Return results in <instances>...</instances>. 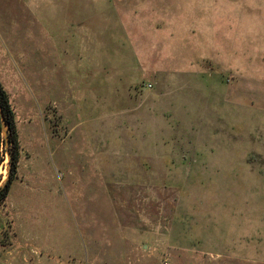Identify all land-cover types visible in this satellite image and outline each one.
<instances>
[{"label":"rangeland","instance_id":"374dc122","mask_svg":"<svg viewBox=\"0 0 264 264\" xmlns=\"http://www.w3.org/2000/svg\"><path fill=\"white\" fill-rule=\"evenodd\" d=\"M20 2L22 20L59 21L33 125L61 185L34 226L43 243L0 206V264H264V0ZM202 69L210 115L198 123L191 100L177 123V71ZM157 70L167 97L143 118ZM202 144L208 156L182 154ZM8 163L1 136L0 187Z\"/></svg>","mask_w":264,"mask_h":264},{"label":"crops","instance_id":"0c3cea01","mask_svg":"<svg viewBox=\"0 0 264 264\" xmlns=\"http://www.w3.org/2000/svg\"><path fill=\"white\" fill-rule=\"evenodd\" d=\"M28 8H30L28 11L32 12L31 5H29ZM21 11L22 6L20 0H18L17 4L15 0H0V70L2 73L0 84L9 96V102L15 114L18 143L20 144L17 172L10 184L7 199L3 206L6 212L12 214L14 220H18V224H20L22 219H26L31 228L30 235L32 239H34L33 241L43 243L40 236L42 230L36 229L34 226L39 217H46L45 209L47 210V208H45L46 201H43L44 198L56 195L55 191L58 190L57 185L59 186L61 183L58 179H54V171L53 174H49L47 171L49 167V158L50 161H52V157L54 159L53 149L48 147L47 141L52 138L48 137L46 134H42L40 140L38 134L34 131L35 128L33 124L37 123V121L39 122L41 119L38 113V108L40 107L37 96L38 84L45 85L47 97L48 92L52 94L53 91V28L59 21L54 20L52 15L49 16V18H45V20L39 21L36 14H33V19L30 17L27 20H22ZM33 11L37 12V6H34ZM39 24L40 27L45 28V37H39L38 35L37 28ZM22 29L29 30L27 34L24 32V35H22ZM110 41L111 43L118 44V36L111 35ZM14 50L20 54L23 61L24 59L27 61L25 66L29 69L28 78L27 76L25 77L27 72L24 74L27 68L21 69L20 64L13 60L12 55ZM59 60L58 66L61 64V68L64 66L67 68L69 66L67 59L64 63V55H62ZM127 62L128 65H125V67L130 68L132 63H130L129 60H127ZM11 69L13 72L10 71ZM38 71H40L39 74L37 73L40 75L39 77H43V73L45 75L44 84H42L41 78L36 81L34 77L31 76L32 73L36 74ZM204 72H206V69L197 71L195 74L177 71V101L173 99V103L168 107V114H170V116L177 115V123H187L185 117L188 111L185 110L187 108H185L184 104L191 103V100L197 103L198 123L203 122L202 116L205 117L206 115H210V104L207 97L204 96L206 94L200 93L204 91L203 86H206V83H204V85L202 84L203 81L199 76ZM12 73L14 74L13 76ZM161 73H163L162 70H157L154 74L159 75ZM163 75L164 74L158 76L159 79L157 78L158 81L156 80L153 82V86L148 84L151 86V89H148L146 92H151L150 95L154 101L150 104H146L148 106L147 108L144 109L145 106L142 108L141 114H144V116H142L143 118L145 116L149 118L150 115L156 117L162 114V107L159 105L163 101H161V99L167 97L162 88V86L166 84H161L163 80H160ZM191 80H193V82H191ZM191 83L194 84L191 85ZM15 84H17V87ZM212 85L214 86V82ZM115 86L116 85H113L111 87L112 91L124 89L123 86H119L117 89ZM146 86L147 85H145V87ZM206 87V91H208L209 88H213L211 85ZM14 90L16 91V95H13ZM164 104L165 102L163 105ZM115 106H118V104ZM26 109H29L28 112ZM157 109L158 111L156 112ZM25 131L27 133L26 139H22L21 137ZM135 134L136 133L129 134V140ZM134 139L136 138L134 137ZM23 140H27V144H24ZM184 145L185 144H182V146ZM202 145L204 146H199L195 149L189 148L190 150L188 153L183 152L182 154H189L190 156H208V150H203V148H207L206 144ZM178 154L180 155V151Z\"/></svg>","mask_w":264,"mask_h":264},{"label":"trees","instance_id":"16d2710c","mask_svg":"<svg viewBox=\"0 0 264 264\" xmlns=\"http://www.w3.org/2000/svg\"><path fill=\"white\" fill-rule=\"evenodd\" d=\"M0 105L4 114L6 124L8 126V140H9V152L11 154V167L9 173V179L5 187L0 189V206L4 205L9 192L10 184L16 174V169L19 159V143L15 123V114L10 105L8 95L2 85L0 84ZM1 141V134H0Z\"/></svg>","mask_w":264,"mask_h":264},{"label":"water","instance_id":"95a60500","mask_svg":"<svg viewBox=\"0 0 264 264\" xmlns=\"http://www.w3.org/2000/svg\"><path fill=\"white\" fill-rule=\"evenodd\" d=\"M0 134H1L2 140H3L5 155L9 159L8 172H7L6 179H5L4 183L0 187V189H1V188L5 187L8 179H9V173H10V167H11V163H10L11 162V154L9 152V140H8V126L6 124L1 105H0Z\"/></svg>","mask_w":264,"mask_h":264},{"label":"built area","instance_id":"2783aa9c","mask_svg":"<svg viewBox=\"0 0 264 264\" xmlns=\"http://www.w3.org/2000/svg\"><path fill=\"white\" fill-rule=\"evenodd\" d=\"M147 87H148V88H151V86H150V85H147Z\"/></svg>","mask_w":264,"mask_h":264}]
</instances>
